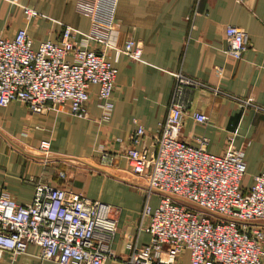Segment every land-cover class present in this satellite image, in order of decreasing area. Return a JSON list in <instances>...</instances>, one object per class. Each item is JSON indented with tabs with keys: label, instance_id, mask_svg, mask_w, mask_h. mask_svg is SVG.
I'll return each instance as SVG.
<instances>
[{
	"label": "crops",
	"instance_id": "1",
	"mask_svg": "<svg viewBox=\"0 0 264 264\" xmlns=\"http://www.w3.org/2000/svg\"><path fill=\"white\" fill-rule=\"evenodd\" d=\"M75 4L76 0H0V35L12 38L25 27L36 47L46 39L59 41L69 25L75 29L71 39L76 46L105 50L117 67L110 118L100 117L94 84L89 87L86 118L72 115L66 107L33 112L17 100L0 106V194L7 191L18 203H28L41 182L111 204L117 218L111 239L115 256L103 264H128L133 246L147 242L149 234L139 228L147 223L140 217L147 182L131 171L124 152L138 125L145 129L138 148L154 151L159 123L173 101L175 72L181 70L208 86L189 90L178 137L199 145L196 137L205 136V148L215 154L232 145L243 147L244 188L264 171V0H118L119 25L109 35V45L87 37L92 22L76 11ZM24 7L35 9L37 15L28 19ZM227 24L245 32L248 47L240 58L225 53ZM128 37L141 43L140 60L121 51ZM195 111L207 116L205 123L194 119ZM43 139L50 144L47 158L39 151ZM149 202L155 206L157 194L149 195ZM9 259L6 252L0 264ZM14 264L57 263L41 259L38 245L30 244ZM175 264H189L188 250Z\"/></svg>",
	"mask_w": 264,
	"mask_h": 264
},
{
	"label": "built area",
	"instance_id": "2",
	"mask_svg": "<svg viewBox=\"0 0 264 264\" xmlns=\"http://www.w3.org/2000/svg\"><path fill=\"white\" fill-rule=\"evenodd\" d=\"M117 1L76 0V11L92 22L86 35L96 44L109 45V35L117 30ZM24 12L28 19L38 13L31 7H24ZM74 30L65 25L59 41L46 39L36 47L25 27L18 28L12 38L0 35V106L17 100L33 112L66 107L72 115L86 118L89 87L94 84L100 117L110 118L117 67L105 50L76 46L71 39ZM245 36L239 26L227 24L225 53L240 58L248 47ZM121 51L140 60L142 45L128 37ZM174 77L173 101L159 123L154 151L138 148L145 134L138 125L124 152L131 171L147 182L140 211L147 223L139 228L149 234L147 242L133 246L126 262L175 264L179 254L188 250L189 264H264V171L244 188L243 147L232 145L215 154L205 148V136L196 137L199 145L178 137L189 90L208 86L181 70ZM193 117L199 123L207 119L200 111L193 112ZM49 145L47 139L39 142L44 158ZM152 193L158 196L155 206L149 202ZM116 224L111 204L69 194L62 187L39 182L28 203H18L4 191L0 194V258L9 252L6 264H14L16 256L36 244L43 260L103 264L115 256L111 239Z\"/></svg>",
	"mask_w": 264,
	"mask_h": 264
}]
</instances>
